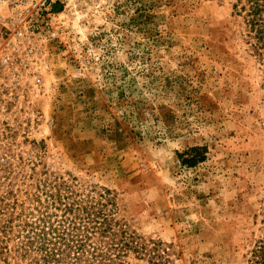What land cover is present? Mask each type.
<instances>
[{
  "label": "rangeland",
  "instance_id": "rangeland-1",
  "mask_svg": "<svg viewBox=\"0 0 264 264\" xmlns=\"http://www.w3.org/2000/svg\"><path fill=\"white\" fill-rule=\"evenodd\" d=\"M232 2L56 5L59 35L31 68L0 67L1 191L24 198L64 176L109 190L166 264H247L264 199V87ZM196 145L206 160L183 165Z\"/></svg>",
  "mask_w": 264,
  "mask_h": 264
},
{
  "label": "trees",
  "instance_id": "trees-1",
  "mask_svg": "<svg viewBox=\"0 0 264 264\" xmlns=\"http://www.w3.org/2000/svg\"><path fill=\"white\" fill-rule=\"evenodd\" d=\"M244 37L259 63L264 87V0H233ZM206 146L179 153L183 165L206 160ZM26 197L0 189V262L4 264H132L129 258L150 257L166 264L160 243L152 246L118 218L109 190L79 186L64 176L44 177ZM258 235L246 246L247 264H264V199ZM150 242V241H149Z\"/></svg>",
  "mask_w": 264,
  "mask_h": 264
},
{
  "label": "built area",
  "instance_id": "built-area-1",
  "mask_svg": "<svg viewBox=\"0 0 264 264\" xmlns=\"http://www.w3.org/2000/svg\"><path fill=\"white\" fill-rule=\"evenodd\" d=\"M72 0H0V67L8 75L30 67L41 42L59 35L56 5Z\"/></svg>",
  "mask_w": 264,
  "mask_h": 264
}]
</instances>
